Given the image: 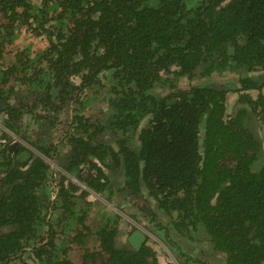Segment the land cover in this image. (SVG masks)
<instances>
[{
	"label": "trees",
	"instance_id": "obj_1",
	"mask_svg": "<svg viewBox=\"0 0 264 264\" xmlns=\"http://www.w3.org/2000/svg\"><path fill=\"white\" fill-rule=\"evenodd\" d=\"M225 71L232 87L195 83ZM256 71L264 0H0V92L26 91L3 98V125L33 148L10 151L0 130V264H73L68 244L81 246L82 264H162L149 236L139 250L117 245L126 208L179 264H264ZM183 77L192 86H177ZM102 88L108 110L94 117L83 91ZM107 127L116 148L99 139ZM93 194L115 209L91 227ZM182 240L206 242L219 261Z\"/></svg>",
	"mask_w": 264,
	"mask_h": 264
},
{
	"label": "rangeland",
	"instance_id": "obj_2",
	"mask_svg": "<svg viewBox=\"0 0 264 264\" xmlns=\"http://www.w3.org/2000/svg\"><path fill=\"white\" fill-rule=\"evenodd\" d=\"M232 76H234V73L230 72V71H225L222 74L219 75H215L212 76V78H199V80H197L195 83L198 84H203V85H212L215 87H232L235 83L234 79L231 78ZM253 76L257 79H264V72L262 71H256L253 72ZM102 82L106 83L107 81L105 79L102 78ZM190 84H193L191 82H189V80L185 77L180 78V80L177 83V86H180L181 88L184 87H188V86H192ZM18 86H20L18 84ZM20 90V92H19ZM22 90V91H21ZM97 90V89H95ZM168 90V88H164V87H159L157 89L154 90V93H159L161 91H166ZM25 88L23 86L19 87H15V92H9V94H6L5 92H2L3 98H7L5 99L6 102H8L9 104L14 102L17 98L16 96L18 95H22L25 94ZM107 89L106 88H102L99 91H94L93 89H89L86 90L85 92L83 91L84 94V98L85 96H91L94 95V97L92 99H90L92 102H88V106L86 107V112L87 114H91L94 117H97L98 113H103L106 112L108 110V104H107V97L108 95H106ZM255 93H257L256 91H252V95H254ZM229 99L231 100L229 102V108L232 107L234 105L233 102H235V99L237 98V94L234 92H229L228 93ZM101 111V112H99ZM5 118V114L4 112L0 111V130L4 129L5 130V126L3 125V119ZM104 124V121L102 119H100ZM253 131H255L257 133V129L254 127V125H252L250 127ZM8 136L11 137V141L9 142V146H11L13 144L14 141H17L16 146L19 142L25 144V146L31 150H33V148L28 145L23 139H21V134L20 131L18 129L14 130V131H7ZM38 132V131H37ZM36 131L34 132V136L37 138L39 137L40 133H37ZM257 135L261 136V133H257ZM43 136V135H41ZM47 136V135H46ZM45 136V137H46ZM59 136V134H57L55 136V139H53L54 141L57 140V137ZM99 139L103 142L109 143L111 146H113L114 148H116V144H115V139L113 136V132L110 131L107 128L104 129V132L99 134ZM42 139V138H40ZM135 144L136 141L135 139H132L130 141V146L135 148ZM49 163L51 164L52 167H54L55 169H60V167L52 162L51 160H48ZM109 180L111 183H119L120 181H122V176H117L115 172H111L109 173ZM79 185L81 187H84L81 183H79ZM107 194L105 195H98V194H93L92 196L88 197V201L91 202V207L92 209L89 212L88 218L86 220V223L88 225L91 224V222L94 221V224L92 223L91 227L97 225H101L102 223V217L105 214H110L111 215V211L115 209V206L110 203L107 199ZM95 198L101 200L103 202L102 205H100L97 200H95ZM117 213H119V215L116 217V223H117V227H118V236H117V245L118 246H124L126 245L127 242V237L131 234L132 231H134L135 229H139L142 232L146 233L147 236H149L154 240H150L149 244L150 246L153 248V250H155L160 257L162 256V259L164 260L162 262V264H169V262H175L177 264H179L178 259H176V257L173 255V253L157 238H155L153 233H150L149 230L144 229L141 223H138L136 219H138L136 217L133 218L132 216H130V213L132 212V209H124V211H119L116 210ZM102 214V216H101ZM111 217L114 219V216L111 215ZM163 220L164 216H160ZM91 231H96L95 230H91ZM70 233H68L67 235H69ZM67 235L64 236V238H67ZM90 241L88 243V245H91L92 240H96L93 237V233L90 234ZM202 240V239H200ZM67 242V241H66ZM182 245H185L184 248L190 253L193 254L195 256L198 257H202L206 260L209 261H219V255L216 253H212L210 251L211 246H207L206 242H199L198 240L194 242H189L188 240H182ZM69 243V241H68ZM70 245L68 244V249H67V256H69L70 260L73 262V264H82V248L81 246H76V245ZM84 246V245H83ZM86 247V246H84ZM95 247V246H94ZM87 248V247H86ZM93 248V247H92ZM92 261H90L87 264H92ZM196 264V263H193Z\"/></svg>",
	"mask_w": 264,
	"mask_h": 264
},
{
	"label": "water",
	"instance_id": "obj_3",
	"mask_svg": "<svg viewBox=\"0 0 264 264\" xmlns=\"http://www.w3.org/2000/svg\"><path fill=\"white\" fill-rule=\"evenodd\" d=\"M6 106L5 100L3 99V95L0 92V110L3 109ZM21 134V133H20ZM17 141L13 142V144L9 147L10 151H13V149L16 146ZM23 154L19 155L18 159H21ZM53 170H55L54 167H51ZM79 183V182H78ZM147 239V234L142 232L139 229H135L131 232V234L127 237L128 243L131 245V247L134 250H139L142 246V244Z\"/></svg>",
	"mask_w": 264,
	"mask_h": 264
},
{
	"label": "flooded vegetation",
	"instance_id": "obj_4",
	"mask_svg": "<svg viewBox=\"0 0 264 264\" xmlns=\"http://www.w3.org/2000/svg\"><path fill=\"white\" fill-rule=\"evenodd\" d=\"M4 128H5V130L2 129V131L6 132L7 134L9 133V132H7V131H12V130H9L8 128H6V127H4ZM10 141H11V137L7 140V142H8V144H7L8 147H10V146H9V142H10ZM14 142H15V141H14ZM15 150H16V146H15V148L13 149L12 152H14ZM21 154H23V153H21ZM21 154H20V155H21ZM146 240H147V239H146ZM127 242H128V241H127ZM143 244H144V243H143ZM143 244H142V246H143ZM130 246H131V245H130ZM142 246H141V247H142Z\"/></svg>",
	"mask_w": 264,
	"mask_h": 264
}]
</instances>
